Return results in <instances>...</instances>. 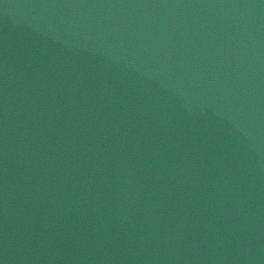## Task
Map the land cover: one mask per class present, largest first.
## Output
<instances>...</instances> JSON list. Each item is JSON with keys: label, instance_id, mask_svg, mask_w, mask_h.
Instances as JSON below:
<instances>
[{"label": "water", "instance_id": "1", "mask_svg": "<svg viewBox=\"0 0 264 264\" xmlns=\"http://www.w3.org/2000/svg\"><path fill=\"white\" fill-rule=\"evenodd\" d=\"M0 264H264V0H0Z\"/></svg>", "mask_w": 264, "mask_h": 264}]
</instances>
